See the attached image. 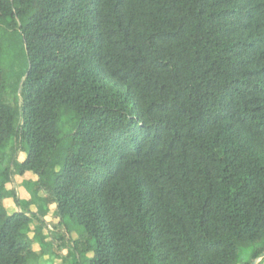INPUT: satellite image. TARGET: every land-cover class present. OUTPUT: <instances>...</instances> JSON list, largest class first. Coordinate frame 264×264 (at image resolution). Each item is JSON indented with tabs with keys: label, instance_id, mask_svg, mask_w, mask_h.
Masks as SVG:
<instances>
[{
	"label": "trees",
	"instance_id": "1",
	"mask_svg": "<svg viewBox=\"0 0 264 264\" xmlns=\"http://www.w3.org/2000/svg\"><path fill=\"white\" fill-rule=\"evenodd\" d=\"M0 24L27 59L12 99L0 37V264H34L53 205L67 264L264 260V0H0Z\"/></svg>",
	"mask_w": 264,
	"mask_h": 264
},
{
	"label": "rangeland",
	"instance_id": "2",
	"mask_svg": "<svg viewBox=\"0 0 264 264\" xmlns=\"http://www.w3.org/2000/svg\"><path fill=\"white\" fill-rule=\"evenodd\" d=\"M2 25L0 24V37L2 42L4 43L5 47L7 48V55L5 59L2 60L3 66H5L7 70V81L9 84L8 92L10 97L13 99L15 88L17 87V82L22 81V78L25 76V72L27 70V59L25 56L21 55L22 48L20 43L18 42L17 36L12 34L11 32H4L2 30ZM13 36V37H12ZM12 38L16 39L18 42V46L14 48V41ZM21 83V82H20ZM19 160L23 161L25 158L24 154H19ZM14 182L8 183L6 185L7 190L10 193H15L18 198L26 203L27 201L34 202V194L29 191L28 181H36L37 177L31 174H25L24 176H16L14 178ZM4 206L9 214H13L18 212L20 209L22 210L23 207H17L15 201L13 200L12 195L9 196L8 199L4 201ZM30 210L33 214H37V209L34 205L31 206ZM55 210V206H51L47 212V215H43L44 222L47 224L42 226L36 220L31 226V232L29 236L31 238H35V243L33 246V251L35 255H38L37 260H35L34 264H67L64 263L62 260V255L67 254V251H63V253H58L57 249L50 246H44L40 242V235L39 232L41 231L42 236L46 238V242H52L54 238L61 232V228H56L55 225L57 224V219L54 217L53 212ZM38 217L42 216L41 214H37ZM73 240H77V235L73 233L72 235ZM92 257V254H89ZM264 264L263 259H259L255 262V264Z\"/></svg>",
	"mask_w": 264,
	"mask_h": 264
},
{
	"label": "water",
	"instance_id": "3",
	"mask_svg": "<svg viewBox=\"0 0 264 264\" xmlns=\"http://www.w3.org/2000/svg\"><path fill=\"white\" fill-rule=\"evenodd\" d=\"M261 258H264V254H263V256H262ZM254 264H255V263H254Z\"/></svg>",
	"mask_w": 264,
	"mask_h": 264
}]
</instances>
